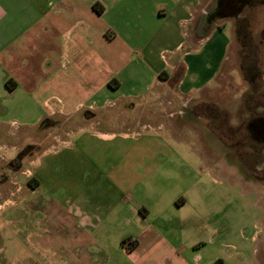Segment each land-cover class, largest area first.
Segmentation results:
<instances>
[{
    "label": "rangeland",
    "instance_id": "obj_1",
    "mask_svg": "<svg viewBox=\"0 0 264 264\" xmlns=\"http://www.w3.org/2000/svg\"><path fill=\"white\" fill-rule=\"evenodd\" d=\"M201 1L205 12L190 31L200 26L201 40L220 27L195 48L204 50L201 83L210 76L202 88L178 95L173 77L163 93L135 61L140 65L118 71L121 87L109 97L144 92L146 100L107 103L49 85L37 102L17 103L4 115L0 109V264H110L148 214L161 233L171 228L178 247L200 242V264H264V182L244 146L235 153L214 137L228 136L227 118L232 123L240 111L248 64L264 69V0L250 8L248 0H232L235 14L218 0ZM26 146L27 156L9 169ZM108 212L112 222L101 218ZM81 216L95 226H81ZM196 216L200 232L187 231L185 220Z\"/></svg>",
    "mask_w": 264,
    "mask_h": 264
},
{
    "label": "crops",
    "instance_id": "obj_2",
    "mask_svg": "<svg viewBox=\"0 0 264 264\" xmlns=\"http://www.w3.org/2000/svg\"><path fill=\"white\" fill-rule=\"evenodd\" d=\"M204 12L201 0H0L1 115L17 103L37 102L49 85L69 87L70 94L97 95L107 103L146 100L144 92L109 97L110 91L121 87V80L116 79L118 71L126 65L132 69L134 64L140 65L135 61L148 68L157 85L165 87L163 93L173 77V93L178 95L184 89L193 92L195 87L202 88L210 76L201 83L200 51L204 50L195 48L220 28H210L201 40L200 26L192 33L190 29ZM158 21L159 27L151 30L149 24ZM144 37L140 48L138 40ZM190 72L196 74L191 81L186 78ZM216 73L214 68L211 76ZM71 115L64 114L72 119ZM37 120L39 126L42 115ZM110 214H105L106 220L101 215L102 220L112 222ZM149 215L134 237L124 236L126 240L110 264H200V242L185 249L178 247L168 238L171 228L161 233ZM160 217L157 223L164 221ZM185 221L187 231L196 226L195 232H200L197 216ZM76 222L95 226L88 216ZM115 222L118 224V217Z\"/></svg>",
    "mask_w": 264,
    "mask_h": 264
},
{
    "label": "flooded vegetation",
    "instance_id": "obj_3",
    "mask_svg": "<svg viewBox=\"0 0 264 264\" xmlns=\"http://www.w3.org/2000/svg\"><path fill=\"white\" fill-rule=\"evenodd\" d=\"M253 2L254 0H248L247 7H252ZM217 13L215 12L214 16ZM205 15L209 17L207 13ZM248 65L246 69V93L240 96V111L233 116L234 121L232 123L228 120L229 117L227 118V124L223 128H227L228 136L218 131L214 137L218 142L225 143L226 140V143L233 148L235 153H238L240 147L244 146L250 165L253 167L252 172L256 176L261 175L259 177L264 182V74H262L264 69L258 62H250ZM198 113L200 118V106ZM45 121L42 120L40 123L41 129L45 128ZM26 156L27 154L22 148L6 166L11 169L14 163H21Z\"/></svg>",
    "mask_w": 264,
    "mask_h": 264
},
{
    "label": "trees",
    "instance_id": "obj_4",
    "mask_svg": "<svg viewBox=\"0 0 264 264\" xmlns=\"http://www.w3.org/2000/svg\"><path fill=\"white\" fill-rule=\"evenodd\" d=\"M232 2V0H218V3L220 4V7L222 8V9H227V10H229V8H228V6H229V4ZM235 2V1H234ZM243 6V5H242ZM242 6H240V9H242ZM230 11V12H229ZM228 12H226V10L224 11V12H226L227 14H231V13H233V12H231V10H229ZM238 12V11H237ZM236 12V13H237ZM233 14H235V13H233ZM27 149H29V146H26L25 148H24V152L26 153V154H28V152H26L27 151Z\"/></svg>",
    "mask_w": 264,
    "mask_h": 264
}]
</instances>
